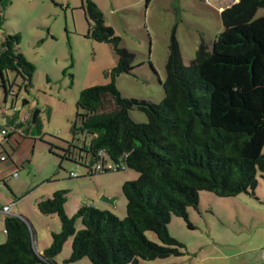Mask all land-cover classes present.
<instances>
[{
    "label": "trees",
    "instance_id": "16d2710c",
    "mask_svg": "<svg viewBox=\"0 0 264 264\" xmlns=\"http://www.w3.org/2000/svg\"><path fill=\"white\" fill-rule=\"evenodd\" d=\"M8 3L0 0L1 8ZM96 5L82 0L86 35L110 44L116 65L105 73L110 78L106 84L80 91L72 132L89 135V141L68 143L60 158L79 162L88 169L87 175L135 170L138 178L121 187L125 216L92 203H81L68 215L67 192L56 190L35 203L40 213L59 218L60 229L51 233L49 246L35 252L27 221L5 215L0 264H55L54 257L68 237V262L86 257L90 264H139V259L180 256L184 245L167 229L172 216L191 227L187 209H197L200 191L227 198L241 193L255 197L259 178L264 179V16L254 17L264 0H236L222 9L223 30L210 46L201 39L188 65L182 63L172 35L164 97L158 103L123 97L118 91L115 79L133 71L134 54L120 47L121 38L105 24ZM19 42L20 34L9 33L0 43V81L6 98L15 93L9 71L21 78L18 92L33 86L36 68L21 53ZM133 109L143 112L148 121L131 120ZM15 116L0 127L16 131L24 121H15ZM76 220L82 226L79 230ZM147 231L154 232L159 242L147 239Z\"/></svg>",
    "mask_w": 264,
    "mask_h": 264
},
{
    "label": "rangeland",
    "instance_id": "374dc122",
    "mask_svg": "<svg viewBox=\"0 0 264 264\" xmlns=\"http://www.w3.org/2000/svg\"><path fill=\"white\" fill-rule=\"evenodd\" d=\"M92 1L102 12L105 24L121 38L120 47L134 54L133 71L115 79L118 91L123 97L152 103L164 97L165 62L171 36L177 39L182 63L188 65L201 39L210 46L220 34L223 30L220 12L235 3V0ZM81 5L82 0H10L4 8L0 6L3 18L0 39L9 33L20 34L21 53L36 68L33 86L26 91L18 92L21 78L14 72L7 73L9 80L15 81L16 98H6L0 81V124L5 123L3 111L8 115L17 111L20 117L28 108L31 113L34 109L39 111L37 126L31 124V117L23 122L34 132L33 152L29 150L24 158L12 155L18 166L11 173L17 172V176L10 173L6 182L15 197L2 182L0 195L1 199H10L9 203L22 207L28 226L37 232L39 252L49 246L50 231L60 229L56 215L42 214L35 206L43 192L51 188H56L53 192L66 191L68 215L74 214L77 205L92 203L123 218L126 198L121 187L125 181L138 178V173L129 168L87 175L88 169L79 162L60 158L68 143L83 145L89 141V135L78 131L74 136L72 132L80 91L106 84L110 78L105 73L116 65L110 44L87 37L88 24ZM260 16H264V7L255 11L254 17ZM129 115L136 123L148 121L143 112L135 109ZM70 173H77L78 177L72 178ZM254 193L264 199L261 177ZM103 197L114 201L111 203ZM1 204L2 201L0 207ZM259 208L257 199L244 193L227 198L200 191L197 209H187L191 227L177 216H172L167 224L169 234L184 245L183 255L150 261L139 259V264H262L264 249L260 245L264 227ZM4 216H0V242L5 240ZM75 227L77 230L82 227L78 220ZM145 234L150 241L159 242L154 232ZM70 252L71 237H68L54 263L90 264L86 257L66 261Z\"/></svg>",
    "mask_w": 264,
    "mask_h": 264
},
{
    "label": "crops",
    "instance_id": "0c3cea01",
    "mask_svg": "<svg viewBox=\"0 0 264 264\" xmlns=\"http://www.w3.org/2000/svg\"><path fill=\"white\" fill-rule=\"evenodd\" d=\"M235 2H236V0H235ZM0 16H1V14H0ZM1 41H2V39H0V43H1ZM27 111L30 112V116H29V118H30L31 114H32L31 113V109L28 108V110H25L24 114ZM2 113H3L2 116L5 119L4 120L5 122H6V118L9 121H11L13 116H15L14 113H12L11 115L6 114L4 111ZM15 117H16L15 121H19L20 118H22L23 116L20 117L19 115H17ZM27 120H28V118H27ZM27 120H25V121H27ZM4 124H0V125H4ZM9 133H10L9 136L6 139V142L4 144H2L1 151H0L1 154L4 153L6 155V160L3 161V162H0V182L4 183L3 184L4 186L6 184L5 187L8 188V190H10L12 197H15L12 194V191L14 192V190L11 191L10 187L7 186V182H6V177L11 173L12 168H14L15 166L16 167L18 166V163L13 161L12 155L15 154V155H18L19 158H24L26 152H28L29 150L32 151V149H34L35 140L33 139V135H34L33 130L31 129V127H28V125H26L25 123H22V125L16 131H14L13 127L9 126ZM46 180H48V179H46ZM45 183H49V181L45 182ZM55 189L56 188H54V189L51 188V189L43 192V194L38 196V199L36 201H38L42 197H45V198L46 197H50L52 195L51 192H53V190H55ZM25 194L26 193H24L22 195H19L20 196L19 199H22L24 197L23 195H25ZM260 197H261L260 195L259 196H255L257 201L260 203L259 210H260V214H261V217H262V223H263L262 226L264 227V199L260 198ZM9 200L10 199H7V198L6 199H1V195H0V203L2 201L1 206L8 205V204L11 205L10 206L11 215L22 217L28 223V220L23 216L22 207L19 206V205H13L12 203H9L8 202ZM36 201H35V203H36ZM77 206H79V205H77ZM29 228H30V230L32 232V234H31L32 243H33V246H34V248L36 250L35 252L40 253L38 251L37 245H36V241H37L36 240V234H37V232H33L32 231L30 224H29ZM52 232H55V231H50V234ZM260 247H261V249H264V240L261 242ZM260 262L262 264H264V251H263L262 257L260 258Z\"/></svg>",
    "mask_w": 264,
    "mask_h": 264
},
{
    "label": "built area",
    "instance_id": "2783aa9c",
    "mask_svg": "<svg viewBox=\"0 0 264 264\" xmlns=\"http://www.w3.org/2000/svg\"><path fill=\"white\" fill-rule=\"evenodd\" d=\"M30 116V112L27 111L25 114H23V117L20 118L19 121H25L27 120V118H29ZM16 124V123H15ZM7 134H9V127L7 126H2L0 127V145L4 144L6 142V139H7ZM6 160V155L4 153H0V162H3ZM109 168H112V166L108 165ZM98 169L100 168V166L97 167ZM12 175L14 177L17 176V172H12ZM73 176L76 175V173H73L72 174ZM10 206L11 205H4V206H1L0 207V216L1 215H8V214H11V211H10Z\"/></svg>",
    "mask_w": 264,
    "mask_h": 264
},
{
    "label": "water",
    "instance_id": "95a60500",
    "mask_svg": "<svg viewBox=\"0 0 264 264\" xmlns=\"http://www.w3.org/2000/svg\"><path fill=\"white\" fill-rule=\"evenodd\" d=\"M22 105H24L25 103L24 102H22L21 103ZM38 110L37 109H34L33 111H32V114H31V124H34V122H35V119H37V116H38ZM105 200H107V201H110L111 203H113V201H114V199H111V198H106V197H103Z\"/></svg>",
    "mask_w": 264,
    "mask_h": 264
},
{
    "label": "flooded vegetation",
    "instance_id": "af4514ba",
    "mask_svg": "<svg viewBox=\"0 0 264 264\" xmlns=\"http://www.w3.org/2000/svg\"><path fill=\"white\" fill-rule=\"evenodd\" d=\"M10 96H12V97H15V98H16V95H15V93H12V95H10Z\"/></svg>",
    "mask_w": 264,
    "mask_h": 264
}]
</instances>
